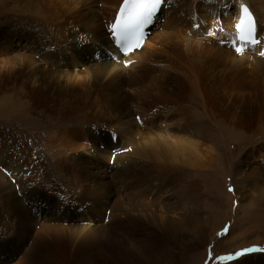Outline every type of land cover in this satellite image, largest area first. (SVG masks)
I'll use <instances>...</instances> for the list:
<instances>
[{
  "label": "bare ground",
  "instance_id": "bare-ground-1",
  "mask_svg": "<svg viewBox=\"0 0 264 264\" xmlns=\"http://www.w3.org/2000/svg\"><path fill=\"white\" fill-rule=\"evenodd\" d=\"M122 1L0 0V77L13 107L5 116L19 112L23 136L29 129L61 140L49 146L53 151L47 146L53 167L7 135L0 219L8 216L2 226L13 220L14 230L31 239L23 253L29 264L44 256V264H180L209 240L211 226L199 204L204 185L189 167H202L213 155L236 161L240 196L264 200V0H166L143 44L129 53L120 51L110 30ZM241 3L251 8L254 38L262 43L237 53L245 44L237 40ZM222 11L229 22L220 19ZM209 33L219 45L209 38L205 52L201 38ZM67 135L87 138L92 158L65 155ZM124 139L140 155L122 150ZM52 179L76 201L77 211L66 218L21 205L33 183L39 186L34 193L43 195ZM103 210L108 223L101 225ZM53 221L71 226L44 224ZM41 232L47 238L38 241ZM119 242L121 255L141 248V257L117 258Z\"/></svg>",
  "mask_w": 264,
  "mask_h": 264
},
{
  "label": "rangeland",
  "instance_id": "rangeland-1",
  "mask_svg": "<svg viewBox=\"0 0 264 264\" xmlns=\"http://www.w3.org/2000/svg\"><path fill=\"white\" fill-rule=\"evenodd\" d=\"M219 16H220V19H224V22H229V19L225 17L226 16L225 12L223 11L222 13L220 12ZM102 21L104 22V20H101V22ZM219 26L216 27V30H215L217 33H219L221 29H224V27H222L221 25ZM104 27H106L105 22H104ZM213 30H214V27H213ZM148 35H150V33H148ZM187 35L189 36L188 33ZM209 38L213 40L212 42L216 43L215 44L216 47L217 45H219L217 44L218 38L216 37V35H213V34L207 35V36L205 35L203 36V38H201V41L203 39L202 45H204V51L206 50L205 52H207L211 48L210 44L212 46V43L210 42L211 40ZM215 46L214 48H216ZM47 64L48 66H52V60H50V62ZM73 68H76V65H73ZM125 69L126 71L129 70L128 72H131L134 70L132 67L130 68L127 67ZM1 77H0V84L3 81ZM5 89H6L5 86L1 84V88H0V111H1L0 112V133H3V131L6 132V134L3 133L6 135L5 137L6 141L9 139L7 135H10V134L15 135L18 142H24L32 150H34V152L38 155L37 157L40 160H42L41 162L43 164H47V166H49L50 164L51 166L54 167L56 159L54 158V156H52V153L50 154L51 152L50 149L52 150V148L49 146L53 144L54 149H55L58 147V142H60L61 140L50 142L46 140V138H40L39 134L36 137L35 135L37 134H34V133H38V132H35L34 130L33 131L29 130V129L27 130L29 134L27 132H24L25 136H23L22 130H24V128L20 125L21 115L18 114L19 112L16 111L15 112L16 114L13 113V114L5 116L6 110L8 111L13 110V107L7 106L8 99L6 96ZM140 121L144 122L143 120H140ZM156 125L162 126L163 124L161 122L157 124L156 122ZM151 131H152V135L155 138L156 133H154V130H151ZM67 136L68 137L65 136V139L69 141L68 142L69 147L66 149L67 151H69V149L71 148L70 150L71 153L69 152L67 153V151L64 150L65 155L69 156L71 154L73 155L74 152H77L74 154H78V156L82 157V159L87 160V159L92 158L93 148L91 144L87 142V138H84L82 135H78V136L67 135ZM106 141H107V144L110 143L112 145V143L108 141V138L106 139ZM0 142H1L0 143V161H1L0 165L1 164L6 165L9 163V160H10L8 156L6 155V154H9L8 150H9L10 139L4 143L0 139ZM122 143L124 144V145H121L122 150H127L128 154H131L132 156L140 155L139 151L137 150L136 144L128 142L126 141V139H124ZM258 146H262V144H258ZM229 147L232 149L233 145H230ZM2 150L4 152H2ZM109 158L113 159L114 153H111V157ZM235 162L236 161L234 160V158L225 159L223 158V156L220 157L218 155H213L212 158H210V160H207V162L202 167H189L190 170H192L191 172L196 171L199 173V177L202 180V183L204 185L202 186L203 196L199 200V204L201 205L202 212L205 216L204 224L205 225L208 224V226H211L210 227L211 230L209 233L208 242L207 243L204 242L200 246L194 247V249H191L188 253H186L187 256L186 255L183 256L182 258L183 261L180 264H264V252L262 251L245 253L244 255H241V256H235V253L237 251H240L242 249L249 248L252 246L264 248V200L259 201L254 198H251L249 194H244L240 196L237 193L238 191L235 188V185L233 183V180L235 177V174H234ZM114 173L116 174V172L113 170L112 172L113 176H115ZM7 174H8V171H7ZM133 177L134 176H132L130 180H133L134 179ZM237 177H239L238 174H237ZM180 178H181L180 181L184 180L182 177ZM48 182L44 184V186H47L48 188L45 187L47 193L43 195H37L34 193V192L38 193V190H39V186H37L36 183L32 184V187L30 190H27L28 185L24 184L22 186V190H27V191L22 195L21 193L19 194L21 195V200H22L21 205H27L28 207L30 206L29 208L33 212H35L36 207L39 206L40 210L43 213L46 212L48 214H51L54 218H57V219L66 218L70 214L75 213L77 211L76 201L74 199V196L70 195L67 189L65 190V185L59 182V180H54V179ZM245 184L248 185L247 180L245 181ZM230 188L232 189V191H229ZM64 190L66 191V193ZM259 193H260L259 191H254V190L252 192V194L255 196L259 195ZM71 205H72V208H71ZM107 211L108 210H103L102 212V216L100 217V219L102 220V224L100 223L101 225L108 223L106 222L108 218ZM4 219L9 220L8 216H5ZM4 219L3 220L0 219L1 221L0 222V264H6V263L7 264H29L28 260L23 258L24 256L23 253L24 251L28 249L29 244H30L28 242L31 239L29 240V236L26 239L25 236L22 235V230L20 232L14 230L13 225L15 222L13 220L11 221L10 227H6L5 225L2 226L3 222H5ZM44 224L50 225V226H61L63 228L71 226L68 223L66 224L60 223L59 225H54L55 224L54 221H53V224H50V222H47ZM24 231H25L26 236L27 234L29 235L28 231L26 230ZM40 234L42 235L40 236L38 241H40V239L46 235V232H41ZM111 241L112 239H108L105 242L110 243ZM122 245L123 244L119 242V251H118L119 256H117V258H122L125 255L130 256L132 254H138L139 257H141L142 255L141 248L139 251L138 249H135L130 254L121 255L120 247ZM153 245H159V247H161L159 244V241L157 240L154 241ZM41 249L43 252H46V250L43 247H41ZM209 253H211V255H209ZM229 254L233 255V259L231 260L217 259L220 256H225ZM20 257L23 260L21 259L19 260ZM44 257L37 260L40 263L35 261L34 264H37V263L44 264V261H43ZM127 260L132 262V260L130 259H127ZM134 263L135 262H133V264Z\"/></svg>",
  "mask_w": 264,
  "mask_h": 264
},
{
  "label": "snow or ice",
  "instance_id": "snow-or-ice-1",
  "mask_svg": "<svg viewBox=\"0 0 264 264\" xmlns=\"http://www.w3.org/2000/svg\"><path fill=\"white\" fill-rule=\"evenodd\" d=\"M165 2L166 0H123L116 13L114 22L110 25L111 35L116 43L121 45L124 51H131L134 47H139L145 27L153 22L156 13ZM236 29L238 39L245 42L242 47L235 49L237 53L242 52L249 43H262L254 38L255 24L247 6L242 5L241 7V15L239 22L236 24ZM209 34L211 35L212 33ZM260 54L264 56V52ZM229 191H232V189L230 188ZM256 251L264 252V248L252 246L237 251L235 256ZM217 259L231 260L233 255L220 256Z\"/></svg>",
  "mask_w": 264,
  "mask_h": 264
}]
</instances>
